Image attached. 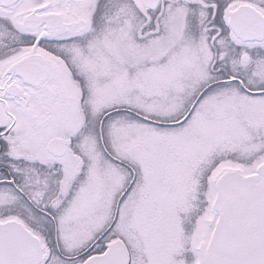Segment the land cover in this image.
<instances>
[{
	"label": "snow or ice",
	"instance_id": "obj_1",
	"mask_svg": "<svg viewBox=\"0 0 264 264\" xmlns=\"http://www.w3.org/2000/svg\"><path fill=\"white\" fill-rule=\"evenodd\" d=\"M0 264H264V0H0Z\"/></svg>",
	"mask_w": 264,
	"mask_h": 264
}]
</instances>
